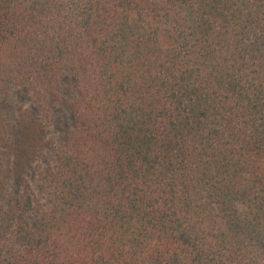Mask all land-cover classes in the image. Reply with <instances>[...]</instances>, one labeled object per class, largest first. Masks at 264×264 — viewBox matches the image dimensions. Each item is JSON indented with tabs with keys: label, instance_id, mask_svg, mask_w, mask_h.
Returning <instances> with one entry per match:
<instances>
[{
	"label": "trees",
	"instance_id": "16d2710c",
	"mask_svg": "<svg viewBox=\"0 0 264 264\" xmlns=\"http://www.w3.org/2000/svg\"><path fill=\"white\" fill-rule=\"evenodd\" d=\"M0 264H264V0H0Z\"/></svg>",
	"mask_w": 264,
	"mask_h": 264
}]
</instances>
